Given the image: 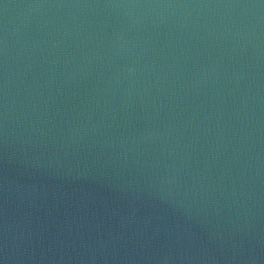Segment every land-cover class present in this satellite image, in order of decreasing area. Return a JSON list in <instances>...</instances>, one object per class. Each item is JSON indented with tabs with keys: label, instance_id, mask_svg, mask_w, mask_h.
<instances>
[{
	"label": "water",
	"instance_id": "water-1",
	"mask_svg": "<svg viewBox=\"0 0 264 264\" xmlns=\"http://www.w3.org/2000/svg\"><path fill=\"white\" fill-rule=\"evenodd\" d=\"M0 264H264V0H0Z\"/></svg>",
	"mask_w": 264,
	"mask_h": 264
}]
</instances>
